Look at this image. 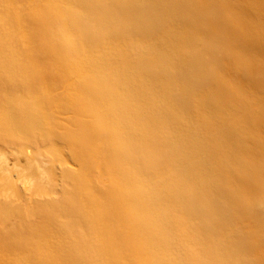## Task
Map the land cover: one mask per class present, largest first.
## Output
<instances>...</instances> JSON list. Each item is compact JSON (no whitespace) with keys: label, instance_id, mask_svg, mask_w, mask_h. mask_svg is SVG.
<instances>
[{"label":"bare ground","instance_id":"bare-ground-1","mask_svg":"<svg viewBox=\"0 0 264 264\" xmlns=\"http://www.w3.org/2000/svg\"><path fill=\"white\" fill-rule=\"evenodd\" d=\"M0 147V264H264V0H0Z\"/></svg>","mask_w":264,"mask_h":264},{"label":"rangeland","instance_id":"rangeland-1","mask_svg":"<svg viewBox=\"0 0 264 264\" xmlns=\"http://www.w3.org/2000/svg\"><path fill=\"white\" fill-rule=\"evenodd\" d=\"M29 151V157L30 158H34V157H36V151H34V150H32V149H29L28 150ZM0 152H2V148L0 147ZM6 152V154H8V156L10 157V159H12V160H15L16 161V158H18V157H16V154H15V152H13V155H9V153H10V150L8 149V150H6L5 151ZM8 152V153H7ZM11 154V153H10ZM17 162V161H16ZM17 164L20 166V167H22V168H24V170H26V173L29 171V172H33V174L34 173H36V170H35V167H30L29 166V163L27 162V160H25L22 156H20L19 158H18V162H17ZM28 172V173H29ZM18 187H20L19 186V184H18Z\"/></svg>","mask_w":264,"mask_h":264}]
</instances>
